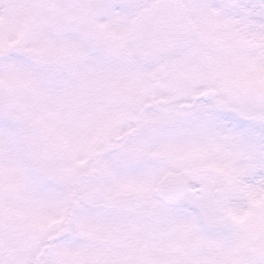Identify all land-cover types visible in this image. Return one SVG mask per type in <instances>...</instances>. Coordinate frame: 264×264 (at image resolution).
<instances>
[{
	"label": "snow or ice",
	"instance_id": "obj_1",
	"mask_svg": "<svg viewBox=\"0 0 264 264\" xmlns=\"http://www.w3.org/2000/svg\"><path fill=\"white\" fill-rule=\"evenodd\" d=\"M0 264H264V0H0Z\"/></svg>",
	"mask_w": 264,
	"mask_h": 264
}]
</instances>
